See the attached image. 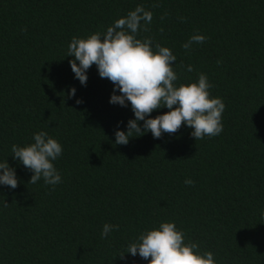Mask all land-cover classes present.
<instances>
[{"label": "trees", "instance_id": "obj_1", "mask_svg": "<svg viewBox=\"0 0 264 264\" xmlns=\"http://www.w3.org/2000/svg\"><path fill=\"white\" fill-rule=\"evenodd\" d=\"M137 5L153 13L138 38L172 50L178 83L204 73L211 95L223 99L220 135L195 140L182 125L115 144L117 124L127 131L134 118L130 105L109 103L113 84L95 65L81 86L67 49ZM196 32L207 40L185 52ZM40 131L63 146L54 190L42 179L29 183L32 173L11 156L13 144H30ZM5 160L19 183L0 187V264H147L119 255L162 221L175 222L216 264H264V0H0ZM105 223L119 230L102 239Z\"/></svg>", "mask_w": 264, "mask_h": 264}, {"label": "clouds", "instance_id": "obj_2", "mask_svg": "<svg viewBox=\"0 0 264 264\" xmlns=\"http://www.w3.org/2000/svg\"><path fill=\"white\" fill-rule=\"evenodd\" d=\"M152 20L153 13L137 5L114 20L105 31L86 38L73 37L67 57L73 58L69 64L74 78L81 86H86L87 72L95 65L99 77L107 78L113 84L109 103L121 107L130 105L134 118L127 121V131L119 130L123 122L117 124L116 145L126 146L130 139L148 133L159 139L164 133H176L182 125L192 129L190 135L195 140L220 135L225 103L221 97L211 95L213 85L207 75L200 73L195 82L178 83L179 76L174 71L177 57L172 50L154 42L151 37L138 38L140 32L149 30ZM206 40L205 35L196 32L181 47L190 52L193 44H203ZM187 71L192 72L193 66L188 65ZM75 94L73 87L69 96L75 97ZM82 102L76 101L77 104ZM165 108L167 112L152 118L154 111ZM32 141L25 146L13 144L11 156L32 173L29 183L36 184L42 179L54 190L62 183L54 162L62 156L63 146L45 131L34 133ZM18 183L16 169L7 160L0 162V187L16 189ZM184 183L191 186L194 181L186 179ZM7 206L4 202V207ZM260 216L264 219V210ZM117 230L119 225L105 223L101 238H107ZM126 254L133 258L139 256L147 264H216L212 252L201 253L199 245L186 241L184 231L171 221H162L158 226L142 231L119 257L125 258Z\"/></svg>", "mask_w": 264, "mask_h": 264}]
</instances>
